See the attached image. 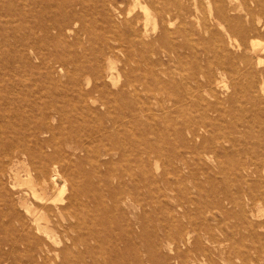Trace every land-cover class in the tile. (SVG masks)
Returning a JSON list of instances; mask_svg holds the SVG:
<instances>
[{
  "label": "rangeland",
  "instance_id": "rangeland-1",
  "mask_svg": "<svg viewBox=\"0 0 264 264\" xmlns=\"http://www.w3.org/2000/svg\"><path fill=\"white\" fill-rule=\"evenodd\" d=\"M0 264H264V0H0Z\"/></svg>",
  "mask_w": 264,
  "mask_h": 264
},
{
  "label": "bare ground",
  "instance_id": "bare-ground-1",
  "mask_svg": "<svg viewBox=\"0 0 264 264\" xmlns=\"http://www.w3.org/2000/svg\"><path fill=\"white\" fill-rule=\"evenodd\" d=\"M163 8H164V14L167 17L173 16L176 18H180L182 20H185L187 16L191 17V15L188 12V5L180 4L176 9H170L167 6H163ZM144 10H145L146 19H149L150 14L148 10L146 8H144ZM219 15L224 16L223 11H221ZM197 25H198V22H197ZM253 45H256V43ZM108 68L111 69L112 65L110 64ZM158 94L161 95V92H159ZM69 155L71 156L75 155L74 148L71 149V152ZM46 156L50 157L49 154ZM9 160H10L9 161L10 163L11 159L9 158ZM45 170H46V167L44 166H40L36 169L35 172L37 174H40L42 177V181L38 183H36L32 179V176H31L32 174L29 171H27V174H26L27 181L26 182L27 183L31 182L29 185V191L31 195H33L34 198L38 201V204H33V203H23V204L25 205L24 206L25 212L29 216V220L31 221L35 231L44 233L48 239H52V236L50 235V231H52L51 228L53 226H58L61 223L60 222L61 219L62 220L64 219L66 223L68 222L69 226L67 227L69 229H72V228H75V226H77L80 218L78 217V214L75 211H73L72 200L74 198L73 197L74 192H72L66 200H63L64 202H62L61 206H58V207L56 206V210L54 211L55 212L54 214L53 213L49 214V211L52 210L51 207L49 206V202L53 204L54 200L56 199L60 200V196L63 193V191L66 189V186L68 184V179L67 177L60 175L57 170L55 169L53 170V172H55V175H52L51 180H52V184L54 187L53 191L56 193H55L54 198L50 199L47 197V191L49 190V185L46 183V180H45L46 178L45 177L46 173L44 172ZM58 179H60L62 183H60ZM65 215L66 217H64ZM73 219H75V221H73ZM75 242H76V239H74L72 243H75Z\"/></svg>",
  "mask_w": 264,
  "mask_h": 264
}]
</instances>
